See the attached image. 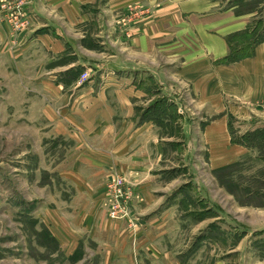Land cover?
<instances>
[{
  "label": "crops",
  "instance_id": "0c3cea01",
  "mask_svg": "<svg viewBox=\"0 0 264 264\" xmlns=\"http://www.w3.org/2000/svg\"><path fill=\"white\" fill-rule=\"evenodd\" d=\"M219 2L31 0L23 7L28 22L24 30L15 32L7 14L0 22V38L5 36L16 56L38 67V75L30 76L34 85L28 88L36 89L37 84L44 101L37 113L52 127L49 132L71 141L72 150L60 165L72 189L70 199H63L61 191L56 200L60 209L56 213L48 209L44 218L56 227L53 234L61 244L88 235L104 245L110 257L118 253L126 264H184L170 245L178 219L141 214L139 231L133 236L124 221L106 217L100 202L114 172L144 181L138 189L146 212L156 211L159 195L166 193L149 182L165 176L158 171L168 140H159L152 120H141L143 110L159 96L143 87V70L158 77L164 91L160 97L166 103L179 100L174 95L179 84L204 103L197 113L218 116L204 124L206 141L215 147L216 165L232 162L242 152L229 144L224 110L237 119L253 120L250 129L264 131V116L256 111L264 102V38L253 45L251 55L222 62L229 53L230 36L246 28L250 14H236L233 7L222 10ZM125 18L128 21L121 25ZM161 55H166L164 74L153 68ZM175 56L183 58L177 72L173 65L169 69ZM83 71L88 78L80 83ZM167 205L161 208H173ZM225 263L219 259L213 264Z\"/></svg>",
  "mask_w": 264,
  "mask_h": 264
},
{
  "label": "rangeland",
  "instance_id": "374dc122",
  "mask_svg": "<svg viewBox=\"0 0 264 264\" xmlns=\"http://www.w3.org/2000/svg\"><path fill=\"white\" fill-rule=\"evenodd\" d=\"M219 1L222 10L233 7L236 14H250L246 28L230 37L231 46L237 50H251L264 38V0ZM2 9L0 6V22L4 23L6 11ZM127 21L122 19L121 25ZM4 46L5 36L0 38V264H126L118 253L110 257L104 245L88 235L73 244H61L53 234L56 227L45 222L48 209L54 213L60 209L56 200L61 191L63 199H70L72 189L63 179L64 165H60L72 150L71 141L49 132L52 127L37 113L44 101L37 84L36 89L28 88L34 85L30 76L38 75V67L16 56L12 43L9 49ZM181 59L175 56L169 69L173 65L177 72ZM159 62L153 68L166 73V55H161ZM157 78L148 70L141 72L143 87L153 95L159 94L149 104L163 100L147 112L148 104L141 120H152L159 140H168L158 171L165 176L149 181L153 188L166 193L159 195L156 211L146 212L138 189L144 181L114 172L105 183L102 211L110 220L124 221L133 236L139 231L141 214L178 219L170 245L184 264H213L219 259L225 264L264 263L263 129L252 130L249 123L253 120L237 119L224 110L229 144L239 146L242 152L232 162L216 165L212 162L215 147L206 141L204 124L218 116L197 113L204 103L195 93L188 94L187 87L176 84L177 75L174 95L179 100L166 103L160 97L164 91ZM170 104L175 106V115ZM256 111L264 116V102ZM115 177L122 179V196L116 205L122 211L110 218L109 198L113 196L109 195L112 189L108 182ZM162 204H173V208L162 209ZM107 241L109 244L110 239Z\"/></svg>",
  "mask_w": 264,
  "mask_h": 264
},
{
  "label": "built area",
  "instance_id": "2783aa9c",
  "mask_svg": "<svg viewBox=\"0 0 264 264\" xmlns=\"http://www.w3.org/2000/svg\"><path fill=\"white\" fill-rule=\"evenodd\" d=\"M2 1L3 2L0 4V6L1 8H3L2 10L6 11L7 14L6 16L9 20V24L11 28L14 31L24 30L27 27L28 22L24 17L23 7L24 5L25 6L29 5L27 4L29 0H13V2H11V0H2ZM87 78H88V73L86 71H83L79 76V82L82 83L86 81ZM108 183H109L108 188L110 187L112 189L111 191H109V195L113 196V198H109L111 204L109 205L108 215L110 218H116L118 212L122 211L121 209H117L116 206L119 203L118 198L122 196L121 193L123 187L122 179L119 177H115L110 179Z\"/></svg>",
  "mask_w": 264,
  "mask_h": 264
},
{
  "label": "trees",
  "instance_id": "16d2710c",
  "mask_svg": "<svg viewBox=\"0 0 264 264\" xmlns=\"http://www.w3.org/2000/svg\"><path fill=\"white\" fill-rule=\"evenodd\" d=\"M252 48H253V46H252ZM252 48H251V50H249L248 48H247L248 50H247V49L243 50V48L237 50V49L234 48L233 46H230L229 53H228L227 56H225L224 58H222V62L229 64V63H232V62H234V61H237L238 59H241V58H243V57H247V56L251 55V53H252ZM159 101H163V100H159ZM159 101H158V100H155V101H154V102H153V103L147 108L146 111L148 112L149 109H150L151 107L160 106ZM169 107L172 108V111L174 112V115H175V114H176L175 106H174L173 104H170ZM172 117H173V114L171 115V118H172Z\"/></svg>",
  "mask_w": 264,
  "mask_h": 264
}]
</instances>
